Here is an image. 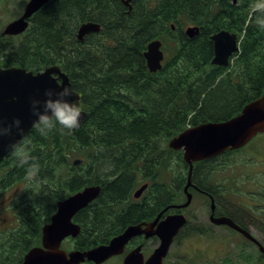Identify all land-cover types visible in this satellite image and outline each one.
Here are the masks:
<instances>
[{"label":"trees","instance_id":"1","mask_svg":"<svg viewBox=\"0 0 264 264\" xmlns=\"http://www.w3.org/2000/svg\"><path fill=\"white\" fill-rule=\"evenodd\" d=\"M249 3L132 0L129 10L121 0H50L22 36L1 38L2 66L35 71L61 66L82 93L89 116L76 131L41 136L33 129L18 144L40 165L33 177L13 151L4 160L0 190L18 184L22 190L18 224L0 248V264H20L41 244L58 202L86 186L99 185L101 193L76 215L82 232L69 241L72 249L107 244L146 214L135 205L121 207L144 181L152 182L158 204L178 199L181 183L172 187L158 180L179 156L169 140L189 125L228 120L264 94V29L249 21ZM87 21L100 23L101 30L79 41V27ZM186 26L200 32L191 38ZM220 30L241 40L227 67L212 65L211 37ZM157 39L166 59L151 73L144 54ZM80 156L83 162L74 166Z\"/></svg>","mask_w":264,"mask_h":264},{"label":"water","instance_id":"2","mask_svg":"<svg viewBox=\"0 0 264 264\" xmlns=\"http://www.w3.org/2000/svg\"><path fill=\"white\" fill-rule=\"evenodd\" d=\"M49 1L30 0L23 15L9 23L2 34L14 36L25 32L29 26V19ZM130 1L124 0V3L131 9ZM233 2L236 3L237 0H233ZM100 29L101 26L97 23H84L78 30V39L82 41L88 34L99 32ZM199 32V27L190 26L185 33L192 38ZM212 41L214 43L212 64L227 66L230 57L240 49L238 35L222 30L212 36ZM144 55L151 72H156L162 68L165 54L160 40L152 41ZM64 84H71V82L60 66H51L38 73L28 71L25 68H2L0 66V117L10 119L12 116H20L24 122L25 133L22 136L13 138L16 144L33 129V116L28 108L29 97L42 93L45 87H56ZM75 93L78 96L76 98H79L81 103L82 94L76 91ZM87 117L88 113L82 111L80 124L73 130H77ZM259 133H264V95L248 103L238 116L228 121L204 123L188 128L179 136L173 138L169 142V146L175 150L183 149L184 160L190 165V176L185 189L186 192L191 186L194 162L217 157L229 149L242 148ZM9 142L8 140L0 141V165L11 151L8 147ZM80 163V160L74 161L75 165ZM146 187L147 185L139 189L135 193V197H140ZM100 193V186H88L60 201L57 211L51 217V221L42 229L41 246L31 248L25 254L21 264H81L85 261L101 264L113 256L122 254L133 237L144 233L147 237L157 236L160 239L158 247L146 262H144L140 247L133 250L125 257L124 264H163L174 238L186 224V218L182 214L170 215L160 223L156 220L148 225L145 230L142 229L141 225L129 226L121 235L112 239L109 244L90 250L67 252L62 249V243L65 239L68 237L75 238L82 231L80 225L74 222L75 215L95 201ZM191 200L192 195L188 193V200L182 207L188 206ZM215 210L216 206L213 202L211 220L214 224L231 227L258 245L260 251L264 254V246L248 230L240 227L230 217H216ZM155 227L156 229H154Z\"/></svg>","mask_w":264,"mask_h":264},{"label":"rangeland","instance_id":"3","mask_svg":"<svg viewBox=\"0 0 264 264\" xmlns=\"http://www.w3.org/2000/svg\"><path fill=\"white\" fill-rule=\"evenodd\" d=\"M28 2L29 0H0V40L1 38L7 39L2 36L4 28L10 22L21 17ZM77 158H82V156ZM180 163V157L176 156L170 163L172 167L167 172L170 174V178H162L159 183L173 181L174 184H179L175 176L178 173L177 165ZM215 163L214 184L226 185L223 197L217 200L218 212L235 215L244 225L245 223L249 224L254 236L264 245V233L258 232L255 224H250L252 220H249L243 210H240L243 214H239L237 209V207L244 210L252 209L253 205L247 202L264 204V176L259 172V166L264 164V134L257 136L249 144V147L223 156ZM161 175H163V171ZM140 185L131 191V200L134 191ZM239 188L240 191L237 192ZM21 190L22 184L0 190V248L6 243L9 232L17 227V204L20 202L18 199ZM151 193L152 189L150 188L144 196L150 198ZM254 197H257L256 200L253 199ZM190 208L188 212L192 213L188 214L189 227L185 228L175 239L166 264H264V259L261 258L258 248L252 242L233 230L215 226L210 222V204L205 200L197 198ZM253 211L256 216L260 215L259 209L253 208ZM194 226H198L201 230L193 232ZM156 245L153 241L149 242L146 253L149 255ZM64 247L72 249L69 241ZM15 258L13 256L10 262H13ZM108 264H120V259L115 258Z\"/></svg>","mask_w":264,"mask_h":264},{"label":"flooded vegetation","instance_id":"4","mask_svg":"<svg viewBox=\"0 0 264 264\" xmlns=\"http://www.w3.org/2000/svg\"><path fill=\"white\" fill-rule=\"evenodd\" d=\"M121 2H122V0H121ZM177 166H178L177 178H178V182L180 181V183H181L180 187L179 186L176 187L177 192L181 193V194H178V195H180L179 199H177L173 203H169L168 197L166 196L167 200L158 204L157 200L154 201L153 197L150 196V198H146L144 196L145 193L147 192V190L149 189V188H147L146 190L143 191V193L141 194L140 197H132V200H130V202H125L121 205V207H126L128 205H135V206H137L139 208H143V210L147 211V213L144 214L143 216H141L140 219H138L137 221H135L134 223L129 224V225H141L142 229L145 230L148 228V225H151L156 220H158V223H160L161 221L165 220L170 215L182 214L186 218V224L184 225V227L179 232V234H180L185 228L189 227L190 220H189L188 214L192 213V212H188V211L191 209L190 207L192 206V204L194 203V201L197 198H201L202 200H205L208 204H210L209 220H210V222H212L211 221L212 203L215 200V203L217 206V200H218V198L221 197V195L216 193L217 191L214 189V170H215L214 163L204 161V162H200L197 165H195L193 172H192V180H191L192 185L188 189V191L190 193H192L193 198H192L191 204L188 205L187 207H181V206L187 200L186 193H185V187H186V184L188 182L189 175H190L189 166L186 163H181V164H178ZM259 169H260L259 170L260 174H263V176H264V164H261L259 166ZM164 178L167 179L168 175H165ZM158 180H159V178H158ZM147 182L149 183L148 184L149 187L153 186L151 181H147ZM143 185L144 184H142L140 187H142ZM233 191H234V186H233ZM238 191H240V188L237 190V192ZM256 198L257 197H254L253 199L256 200ZM247 203L252 204L254 209H259L260 215L256 216L255 214H253V212H254L253 208L252 209L248 208L247 210H244L242 208L237 207V209L239 210V211L238 210L237 211L239 212V214L244 213L245 215H247L249 220H252V222L250 224L251 225L255 224V226H256L255 228L258 230V232L264 233V204L257 203V202H247ZM126 204H128V205H126ZM240 210H243V213ZM217 212L218 211L216 208V214L219 215ZM227 216L235 218L234 215L227 214ZM245 225H246V227L248 226V229H250L251 233H253L251 228H249L250 227L249 224L245 223ZM156 227L154 229H156ZM200 230L201 229L198 226L193 227V232L200 231ZM152 241H153V243H156L158 245L159 238L157 236L147 237L145 233L142 235L135 236L130 240V242L126 246L125 251L122 255L113 257L112 259H110L109 261H107L104 264H108L110 261H112L115 258L120 259V264H123L125 257L129 253H131L133 250H136L139 247L141 248V253L143 254L144 258L147 259L148 256L150 254H152L154 249L157 247V245L155 247H153V249L150 251L149 255L146 253V250L149 247V242H152ZM82 264H92V263L85 262ZM164 264H166L165 261H164Z\"/></svg>","mask_w":264,"mask_h":264},{"label":"clouds","instance_id":"5","mask_svg":"<svg viewBox=\"0 0 264 264\" xmlns=\"http://www.w3.org/2000/svg\"><path fill=\"white\" fill-rule=\"evenodd\" d=\"M251 23L264 29V0H250L249 16ZM71 84L45 87L42 93L28 99V108L33 116L32 127L41 135L53 131L71 132L80 124L82 105ZM25 133L24 122L20 116L10 119L0 117V141H10L8 147L13 151L21 165H27L29 178L33 177L40 165L35 156L29 155L13 140Z\"/></svg>","mask_w":264,"mask_h":264},{"label":"bare ground","instance_id":"6","mask_svg":"<svg viewBox=\"0 0 264 264\" xmlns=\"http://www.w3.org/2000/svg\"><path fill=\"white\" fill-rule=\"evenodd\" d=\"M216 74V73H215ZM224 81V80H223ZM220 85H222V84H220ZM226 87V86H225ZM224 91V90H223ZM220 92V91H219ZM227 97V96H226ZM153 103V102H152ZM149 108V107H148ZM122 111V110H121ZM130 114V113H129ZM116 136V135H115ZM112 138V137H111ZM147 146V145H146ZM157 152V151H156ZM126 164V163H125ZM160 165V164H159ZM103 172V171H102ZM95 174H96V172H95ZM87 178V177H86ZM179 183H180V181H179ZM175 187V186H174ZM175 189V188H174ZM105 191V190H104ZM57 196V195H56ZM113 196V195H112ZM111 197V196H110ZM104 201V200H103ZM119 207V206H118Z\"/></svg>","mask_w":264,"mask_h":264}]
</instances>
